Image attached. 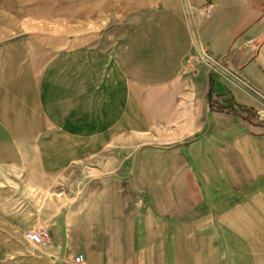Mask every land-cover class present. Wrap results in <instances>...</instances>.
Returning a JSON list of instances; mask_svg holds the SVG:
<instances>
[{
    "label": "crops",
    "instance_id": "crops-1",
    "mask_svg": "<svg viewBox=\"0 0 264 264\" xmlns=\"http://www.w3.org/2000/svg\"><path fill=\"white\" fill-rule=\"evenodd\" d=\"M0 4L70 18L0 43V264H264V0ZM190 20L244 84L188 61ZM63 31L70 55L49 56ZM86 158L69 199L16 213V178Z\"/></svg>",
    "mask_w": 264,
    "mask_h": 264
},
{
    "label": "rangeland",
    "instance_id": "rangeland-1",
    "mask_svg": "<svg viewBox=\"0 0 264 264\" xmlns=\"http://www.w3.org/2000/svg\"><path fill=\"white\" fill-rule=\"evenodd\" d=\"M10 10H7L4 5L0 4V43L30 39V37L31 39H33L32 36H35V33H38L36 29H33V27L38 26L47 27L46 30L42 29L41 32L42 35L47 36L46 38L49 39V37L56 36L52 31H50L54 30V27H63L70 25V18H67L66 21H62L61 18H58L57 22L54 16H49L50 12L47 14L46 18L44 16H41L40 20V18H35L34 16L31 17L28 13H23L19 15V13L16 12V14L13 15V12ZM58 34L59 38L61 39L60 41L62 42V46H57V48L50 47L49 49H47L48 55L55 56L59 55L60 53H62L63 55H70V42L72 41V38L74 36H72L71 33H65L64 31L59 32ZM76 36L77 35H75V37ZM32 132L35 133V138H39L40 136H42L43 138L46 137L48 144H52L47 145V147L52 146L57 148V146L55 145L56 136L60 138L59 134L63 133L64 131L48 128L45 131L41 130ZM35 149L38 154V157L36 158V162L32 161L31 163L32 170L38 168L40 164L38 162L40 147H34V150ZM94 160L95 159L93 158H86L85 160H82L80 162H68V165L62 167L61 169L57 168L56 171L50 173L51 175L48 177H34V175L39 174L33 172L32 178L30 179V186L26 182L23 183L22 178H16V213L22 212L24 206L27 209H29L30 206L32 216L42 210V212H44L47 208H49L48 206H53V202H55L54 206L57 207L59 203L58 198H61L60 192H63L62 196H64V198L62 199H69L71 193L76 192V189L79 188L77 184L73 183L75 182V178L79 176L82 180L87 179V177L90 175V166L98 164V162ZM72 168L76 171L73 178ZM141 202L142 200H139L140 204Z\"/></svg>",
    "mask_w": 264,
    "mask_h": 264
},
{
    "label": "built area",
    "instance_id": "built-area-1",
    "mask_svg": "<svg viewBox=\"0 0 264 264\" xmlns=\"http://www.w3.org/2000/svg\"><path fill=\"white\" fill-rule=\"evenodd\" d=\"M187 15L190 18L189 13V4L187 3ZM191 21V20H190ZM193 31V51L190 53L188 57V61L192 63H204L209 70L219 72L221 74H224L226 77L232 78L236 80L239 83H243L242 81L235 73H232V71L228 70L225 66H223L220 61H218L215 57L210 54L208 49L204 46L203 42H201L200 37L198 35V32L196 31L192 21H191V27ZM26 238L33 241L34 243H41L45 238L48 237L47 233L44 231H27L25 233ZM72 264H83L84 262V255L82 253L77 254L74 256Z\"/></svg>",
    "mask_w": 264,
    "mask_h": 264
},
{
    "label": "water",
    "instance_id": "water-1",
    "mask_svg": "<svg viewBox=\"0 0 264 264\" xmlns=\"http://www.w3.org/2000/svg\"><path fill=\"white\" fill-rule=\"evenodd\" d=\"M261 114H262V112L260 111V112H259V115H261Z\"/></svg>",
    "mask_w": 264,
    "mask_h": 264
}]
</instances>
